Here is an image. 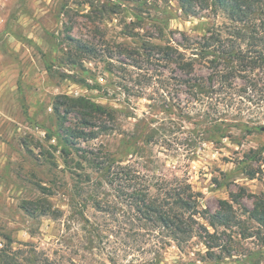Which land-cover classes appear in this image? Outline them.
I'll use <instances>...</instances> for the list:
<instances>
[{
	"label": "rangeland",
	"instance_id": "374dc122",
	"mask_svg": "<svg viewBox=\"0 0 264 264\" xmlns=\"http://www.w3.org/2000/svg\"><path fill=\"white\" fill-rule=\"evenodd\" d=\"M209 24L186 16L179 0H0V249L10 239L14 248L28 244L58 264H264L257 225L247 219L224 235L234 255L223 261L206 258L197 235L183 249L161 250L160 263L153 243L126 249L108 232L106 216L85 201L87 194L75 197L57 137L55 98L85 96L119 116L110 134L81 141L82 148L107 149L143 172L187 179L201 194L202 209L218 210L232 193L244 194L234 204L238 213L252 208L255 196L264 199V122L252 135L230 129L232 140L200 142L198 118L151 109L148 99L122 87L131 60L121 46L138 48L144 37L165 42L170 32L203 34ZM68 36L94 44L98 55L79 58ZM72 158L79 160L76 152ZM40 186L51 187L53 213L32 218L21 206L42 197ZM93 224L100 226L97 237L89 234ZM111 228L118 230L115 223Z\"/></svg>",
	"mask_w": 264,
	"mask_h": 264
},
{
	"label": "trees",
	"instance_id": "16d2710c",
	"mask_svg": "<svg viewBox=\"0 0 264 264\" xmlns=\"http://www.w3.org/2000/svg\"><path fill=\"white\" fill-rule=\"evenodd\" d=\"M179 4L186 16L208 18L210 24L203 34L179 31L177 37L170 32L165 42L144 37L138 48L121 46L122 54L131 60V72L124 68L121 77L126 82L124 92L148 99L151 109L169 114L178 110L188 121L195 116L199 120L195 126H201L200 142L232 140L230 129L241 128L248 135L259 132L264 122V0H179ZM67 39L69 49L80 54L79 58L98 55L94 44L71 36ZM53 111L75 197L87 194L85 201L106 216L108 232L115 233L126 249L153 243L160 263L161 250L172 246L183 249L197 235L206 247V258L223 261L234 255L224 244V235L247 220L257 225L254 234L264 246L263 198L255 196L253 207L240 213L234 204L243 197L241 193L221 200L214 212L202 209L201 194L187 179L149 174L107 149L80 146L81 141L110 134L118 110L85 96L58 95ZM71 116L76 117L75 123ZM73 151L79 160L72 158ZM249 177L254 179L255 174ZM81 183L87 188H79ZM50 188L40 186L41 198L23 201L21 208L29 217L53 213ZM114 223L116 232L111 228ZM99 229L93 224L89 234L97 237ZM13 244L9 239L0 249V264H58L45 253L28 249V244H22L24 249Z\"/></svg>",
	"mask_w": 264,
	"mask_h": 264
},
{
	"label": "water",
	"instance_id": "95a60500",
	"mask_svg": "<svg viewBox=\"0 0 264 264\" xmlns=\"http://www.w3.org/2000/svg\"><path fill=\"white\" fill-rule=\"evenodd\" d=\"M262 131H264V126L261 128Z\"/></svg>",
	"mask_w": 264,
	"mask_h": 264
}]
</instances>
